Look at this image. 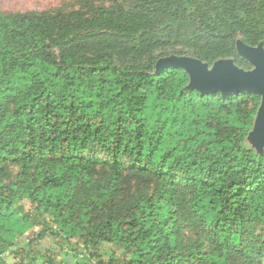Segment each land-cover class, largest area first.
<instances>
[{"label": "trees", "instance_id": "obj_1", "mask_svg": "<svg viewBox=\"0 0 264 264\" xmlns=\"http://www.w3.org/2000/svg\"><path fill=\"white\" fill-rule=\"evenodd\" d=\"M106 1L0 11V264H264L262 97L157 68L250 71L264 0Z\"/></svg>", "mask_w": 264, "mask_h": 264}, {"label": "water", "instance_id": "obj_2", "mask_svg": "<svg viewBox=\"0 0 264 264\" xmlns=\"http://www.w3.org/2000/svg\"><path fill=\"white\" fill-rule=\"evenodd\" d=\"M238 53L256 66L255 71H244L231 60H221L214 64L212 71L209 65L190 57H168L158 63V69L163 67L181 68L191 77L190 87L201 92H250L262 97L252 137L264 145V46L251 47L242 42L238 44Z\"/></svg>", "mask_w": 264, "mask_h": 264}, {"label": "rangeland", "instance_id": "obj_3", "mask_svg": "<svg viewBox=\"0 0 264 264\" xmlns=\"http://www.w3.org/2000/svg\"><path fill=\"white\" fill-rule=\"evenodd\" d=\"M82 1L83 0H0V11L1 12H8V13L26 12V11H36V12L51 11V12H57L58 10H63L65 12H71V11H74V10H81ZM110 1L111 0H107L105 2V4H106L105 6H107V7L110 6V4H111ZM98 4H99V2H98ZM240 42L244 43L241 39H238L237 40V47H238V44ZM244 44H246V43H244ZM172 56H176V55H170V56H167L166 58L172 57ZM176 57H180V56H176ZM183 57H188V56H183ZM190 58H192V57H190ZM226 60H231V61L234 62L233 59H226ZM219 61H221V60H219ZM234 64L236 65L235 62H234ZM157 66H158V64H157ZM213 67H214V65H212V66L209 65V70L212 71ZM237 67L240 68L239 66H237ZM256 69H257L256 66H254L252 64V68L250 69V71H255ZM256 119H257V117H256ZM253 129H252V131H253ZM252 131L250 132V134L248 136L247 145L252 150H254L256 153L263 155L264 154V145L259 144V142H257L252 137V135H251ZM11 172H12V176L13 177H17V175L19 173V168L12 167L11 168ZM134 188L133 189H129L128 192L130 193V192L134 191ZM13 261H14L13 257L9 256L8 262L9 263H13Z\"/></svg>", "mask_w": 264, "mask_h": 264}]
</instances>
